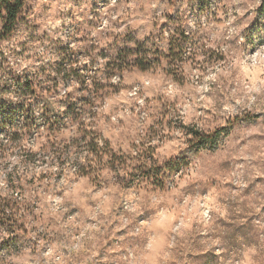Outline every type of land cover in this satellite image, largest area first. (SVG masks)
<instances>
[{"label":"clouds","instance_id":"obj_1","mask_svg":"<svg viewBox=\"0 0 264 264\" xmlns=\"http://www.w3.org/2000/svg\"><path fill=\"white\" fill-rule=\"evenodd\" d=\"M0 264H264V0H0Z\"/></svg>","mask_w":264,"mask_h":264}]
</instances>
